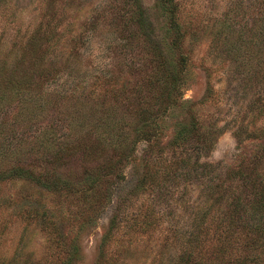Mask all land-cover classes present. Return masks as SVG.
<instances>
[{
	"label": "rangeland",
	"instance_id": "374dc122",
	"mask_svg": "<svg viewBox=\"0 0 264 264\" xmlns=\"http://www.w3.org/2000/svg\"><path fill=\"white\" fill-rule=\"evenodd\" d=\"M260 13L255 0H0V125L9 137L28 140L50 122L56 135L91 143L96 125L81 130L77 113L68 128L56 123L58 108L77 103L137 128L114 166L111 151L62 165L0 156V264H264V236L237 228L241 210L227 207L233 193L250 201L239 172L264 186V44L251 34ZM227 25L246 32L237 65L224 47L236 40ZM160 52L171 96L179 89L164 112L148 88ZM34 100L50 115H33ZM141 107L150 123L140 124ZM206 164L215 169L202 173ZM195 198L210 210L192 250L182 232ZM226 216L236 223L229 230Z\"/></svg>",
	"mask_w": 264,
	"mask_h": 264
},
{
	"label": "trees",
	"instance_id": "16d2710c",
	"mask_svg": "<svg viewBox=\"0 0 264 264\" xmlns=\"http://www.w3.org/2000/svg\"><path fill=\"white\" fill-rule=\"evenodd\" d=\"M262 2V3H261ZM256 6L262 9V13L256 15L252 21L251 34L253 39L258 43L257 45L263 43L264 44V0H255ZM140 17V34L144 35L143 31V12L140 9V16L136 17L139 19ZM174 19V18H172ZM175 22L173 21L172 24ZM175 29L178 31L177 25ZM225 28L229 29V33L232 39H236L234 42L225 41L224 47L229 49L228 52L232 57V63L241 62V49L239 48L240 40L242 35H245L246 32L243 30L244 27H241V31L236 35L235 27L231 25L225 26ZM232 29V30H231ZM181 32L178 31L177 35H180ZM217 36V34H216ZM159 64L157 65L156 72L154 73L151 81L148 83L150 87V93L154 96V100L156 104L159 105L160 111L164 112L169 105H163L164 100L172 101L179 89H175L173 96H171V83L173 81L172 72L169 67L164 63L163 54L160 52L158 54ZM153 89H155L156 96L153 94ZM12 95H19V89L15 88L10 92ZM165 94V96H162ZM2 95V94H1ZM3 96V95H2ZM158 96V97H157ZM3 97H0V107ZM22 102L27 103V100H19V98L15 99L14 104H19ZM34 102L32 106L33 112L35 116H42L46 112H48V108L45 104H41L38 101H30ZM155 104V105H156ZM23 105V104H22ZM83 104H75L72 106H61L56 110V123H64V128H68L73 122V113H77L78 117L75 120V123L81 126V130L85 127V124H89L91 130L93 131L94 125H96V135L90 142V137L87 139L89 141L84 142L79 137H69V131L64 130V135L60 136L55 134V128L52 123L47 122L42 126L38 132V134L28 140H24L22 138H11L6 133V123L0 125V156L3 158H7V156H15L19 160H24L28 157L40 158L41 160H46L52 162L56 165H62L67 159L76 157V155L81 154L82 159L84 160H94L99 157L103 152L107 154L112 153L109 160L108 165L114 166L118 163L122 156L127 153L136 140V131L137 128L134 126V120L132 123H111L112 119L109 115L111 112L110 109H90L89 107H82ZM47 107V108H46ZM20 107H18L19 111ZM46 109V110H45ZM94 110H96L95 114H93ZM150 109L148 108H140V116L138 114L137 117L140 118V124L150 123L148 120L150 116ZM98 111V112H97ZM47 114V115H48ZM93 114V115H92ZM17 117L13 119L11 122H16ZM87 121V122H86ZM11 125V123H10ZM80 130V132H81ZM89 130V129H88ZM91 133V131H89ZM92 134V133H91ZM7 135V136H6ZM177 141H171V146H177ZM180 146V145H178ZM108 151H111L108 153ZM105 156H108V155ZM188 152H186V157L184 159L177 158V163L179 166L184 168V164L187 161ZM104 156V157H105ZM178 157V156H177ZM203 169L202 173H205V170H214L215 168L209 164L203 165L201 167ZM239 177L237 179L239 186H243L242 188L247 189L249 191L250 201L243 204L238 198L237 194L233 193L234 196L229 197L230 204L233 207L227 206L228 208H232L236 210L238 207L241 210V216L238 217L237 221L239 224L236 225L234 221L230 222V217L226 216L224 219L225 229L229 230L234 224L237 228H247L248 230L254 232L259 231L260 235L264 236V186L257 185L254 182H251L248 178H244L240 172L238 173ZM240 179V180H239ZM206 185V183L204 184ZM238 186V189H240ZM237 187V186H236ZM228 192L227 189L224 190ZM200 193H206L205 190H202ZM226 199V198H225ZM206 201L203 198H195V204L188 207L189 209V218L190 224L185 231L182 232V238L185 243L190 246L192 250L199 245L198 239H196V231L198 230V224H200L201 218L205 216L209 208L207 209L205 206ZM204 209H207L204 211ZM222 212V211H221ZM220 212V213H221ZM234 222V223H233ZM234 229V228H233ZM232 229V230H233Z\"/></svg>",
	"mask_w": 264,
	"mask_h": 264
}]
</instances>
